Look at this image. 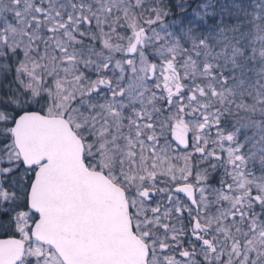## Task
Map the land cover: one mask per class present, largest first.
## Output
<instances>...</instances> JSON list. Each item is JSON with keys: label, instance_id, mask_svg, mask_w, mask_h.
<instances>
[{"label": "snow or ice", "instance_id": "snow-or-ice-1", "mask_svg": "<svg viewBox=\"0 0 264 264\" xmlns=\"http://www.w3.org/2000/svg\"><path fill=\"white\" fill-rule=\"evenodd\" d=\"M0 264H264V0H0Z\"/></svg>", "mask_w": 264, "mask_h": 264}]
</instances>
